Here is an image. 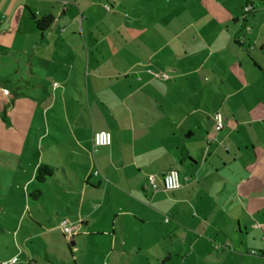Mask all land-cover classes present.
<instances>
[{"label": "crops", "instance_id": "0c3cea01", "mask_svg": "<svg viewBox=\"0 0 264 264\" xmlns=\"http://www.w3.org/2000/svg\"><path fill=\"white\" fill-rule=\"evenodd\" d=\"M0 167L23 264H264V0H0Z\"/></svg>", "mask_w": 264, "mask_h": 264}, {"label": "rangeland", "instance_id": "374dc122", "mask_svg": "<svg viewBox=\"0 0 264 264\" xmlns=\"http://www.w3.org/2000/svg\"><path fill=\"white\" fill-rule=\"evenodd\" d=\"M5 161L8 162V157ZM31 191L32 188L29 192ZM22 197V193L16 190L8 194V169L0 167V264L10 261L11 256H16L23 264V256L20 253H24L27 248L38 247V240L35 238L28 242V247L23 245L24 240L35 232L26 230L25 225L19 224L21 218L19 208H25ZM42 252L44 253L43 250ZM50 254L55 255L53 252ZM57 258L60 259V255H57Z\"/></svg>", "mask_w": 264, "mask_h": 264}, {"label": "built area", "instance_id": "2783aa9c", "mask_svg": "<svg viewBox=\"0 0 264 264\" xmlns=\"http://www.w3.org/2000/svg\"><path fill=\"white\" fill-rule=\"evenodd\" d=\"M249 10H250L249 6L244 8L245 12H248ZM151 73L155 77H159V75L156 74L155 72H151ZM162 77L166 78L165 75H162ZM54 86H56V84H54ZM212 119L214 121V130L216 132L221 131L223 128V121H222L221 116L219 114H214ZM110 144H111V134L109 132L99 131V132H95L93 134L92 146L94 149L99 148V147H106V146H109ZM94 174L96 175L97 172H95ZM149 181H150V185H151L152 189L156 190L157 186L154 183V177L150 176ZM162 186H163V189L166 191H174L180 187V180H179V175H178L177 170L172 169V170H169L168 172L163 174ZM60 228H61V230L65 236L70 237L72 235L71 229L69 228V226L67 225L66 222H61ZM17 262H18V260L16 258H12L10 261L3 262L2 264H16Z\"/></svg>", "mask_w": 264, "mask_h": 264}, {"label": "trees", "instance_id": "16d2710c", "mask_svg": "<svg viewBox=\"0 0 264 264\" xmlns=\"http://www.w3.org/2000/svg\"><path fill=\"white\" fill-rule=\"evenodd\" d=\"M34 25L36 29L39 32H45L46 30L49 29L51 23H52V18L51 17H42V18H37L35 16H32ZM54 175V170L52 167L48 165H40L35 174V182L32 185V191L29 192V197L33 200L36 201L40 197H42V191L40 189V185L44 183V181L50 177H53ZM17 259V258H16ZM18 260V259H17ZM18 264V263H16Z\"/></svg>", "mask_w": 264, "mask_h": 264}]
</instances>
